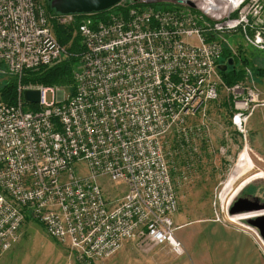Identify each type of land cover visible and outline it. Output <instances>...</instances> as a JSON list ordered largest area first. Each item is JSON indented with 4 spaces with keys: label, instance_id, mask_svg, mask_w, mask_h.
Masks as SVG:
<instances>
[{
    "label": "built area",
    "instance_id": "1",
    "mask_svg": "<svg viewBox=\"0 0 264 264\" xmlns=\"http://www.w3.org/2000/svg\"><path fill=\"white\" fill-rule=\"evenodd\" d=\"M107 10L104 19L49 16L36 0H0V63L19 80L66 53L51 18L80 19L84 45L72 94L20 83L15 103L0 98V257L27 216L76 254L74 264H100L134 237L144 251L169 246L183 254L171 157H182L185 180L204 162L207 136L192 120L207 115L222 86L234 93L239 132L264 105L259 93L241 96L227 86L218 67L228 62L221 61L225 50L238 56L239 39L264 51V0H121ZM28 89L41 91L38 103L25 101ZM171 133L177 141L166 148ZM99 177L121 193L109 197ZM246 228L264 257V238Z\"/></svg>",
    "mask_w": 264,
    "mask_h": 264
},
{
    "label": "rangeland",
    "instance_id": "2",
    "mask_svg": "<svg viewBox=\"0 0 264 264\" xmlns=\"http://www.w3.org/2000/svg\"><path fill=\"white\" fill-rule=\"evenodd\" d=\"M37 3L49 15L46 2L37 0ZM235 44L239 46V49L244 50V56L249 60V63L244 66L245 75L241 81L233 85L224 83L229 87L236 86V89L238 87L237 93H241V96L247 95L248 91L259 93L258 99L261 102L264 100V75H258L257 69L259 67L264 68V51L245 44L241 39L235 41ZM247 69H250L249 76ZM9 76L14 75L10 74L0 63V88L7 82ZM17 80L18 90L22 79L19 80L17 77ZM239 86L243 90L239 89ZM53 87L60 89L62 93L70 94V91L63 86ZM219 91V97L207 103L205 107L207 115L204 116L202 112L192 120V124H199L204 127L207 136L206 140L200 143V150L204 152V162L200 166L203 170L196 171L192 176L189 175L186 180L182 179L179 172L184 169L182 157L179 153L171 157V160L174 161V164H171L172 174L179 181L176 183L179 208L174 217V224L175 227L178 225L180 228H176L175 234L184 246V253L179 255L173 252L169 246H160L151 251H144L140 247L139 238L134 237L126 241L121 249L100 264H201L203 260H201L200 253L197 251H195L196 254L193 253V249L191 250L185 241L177 235L178 233L179 235H187L185 237L186 240L188 239L187 241L200 238L198 231L192 233L196 225L191 223L184 227L190 221L214 220L250 232L244 225L247 224L244 220H239L243 224L237 220H232L231 217L234 215L231 213V209L237 197L243 192H250L253 197L258 196L260 199H264V177L244 185L227 208L224 206L225 202H222L220 194L233 177L239 158L245 148H248L253 166L235 178L230 191H227L229 193L226 200L231 196L232 190L237 189L249 175L255 172H264V117L259 110L263 105L254 109L246 123V133L244 134L239 132L233 123V91L228 90L225 86H222ZM17 99L18 94L16 101ZM47 100H53L51 92L47 93ZM224 101H229L231 112L224 105ZM24 109L34 110L32 104L28 103H25ZM172 137L177 141L175 135L171 133L166 148L173 147L171 145L174 142ZM79 165L81 173L86 174L88 169L81 163ZM99 182L105 186V191L109 197L121 193L118 191L121 189V185L116 187V184L109 178L99 177ZM194 249L200 250L199 247ZM5 254L11 255L14 264H74L76 255L67 246L50 237L43 225L34 220L24 223L18 239Z\"/></svg>",
    "mask_w": 264,
    "mask_h": 264
},
{
    "label": "trees",
    "instance_id": "3",
    "mask_svg": "<svg viewBox=\"0 0 264 264\" xmlns=\"http://www.w3.org/2000/svg\"><path fill=\"white\" fill-rule=\"evenodd\" d=\"M44 1L46 2L47 9L50 13L56 12L55 9L51 7V0ZM107 11L108 10L93 12L90 13V15H94L95 18L104 19ZM50 22L55 37L57 38L59 43L64 46V48L66 49V53L58 62L53 65L42 66L34 70H26L22 76L21 82L24 85L63 86L70 91V94H72L75 91L74 73L80 65V56L84 50L82 38L78 31L80 19H77L74 23L71 24H60L53 18L50 19ZM232 55L233 54L230 51L225 50L221 61L225 63L226 60ZM244 55V50L241 49L238 56H234V65L229 66L225 71L220 70L222 80L226 84L233 85L244 78V66L249 63V60ZM257 73L260 76L264 75V68L259 67L257 69ZM17 85V76H9L7 82H5V84L0 88V98L7 103H15L18 94ZM224 105L231 112L229 101H224ZM32 106L35 110L39 109L38 105L32 104ZM200 166L197 167L196 171L203 170V168ZM32 220L33 219L30 216H27L26 221Z\"/></svg>",
    "mask_w": 264,
    "mask_h": 264
},
{
    "label": "crops",
    "instance_id": "4",
    "mask_svg": "<svg viewBox=\"0 0 264 264\" xmlns=\"http://www.w3.org/2000/svg\"><path fill=\"white\" fill-rule=\"evenodd\" d=\"M259 110L264 117V105ZM191 223L196 225L192 233L198 231L200 238L187 241V235H177L193 249V253H200L203 260L201 264H264V257L249 231L214 220L190 221L184 227ZM176 226L177 229L180 228ZM198 247L200 250L194 249ZM11 263L14 264L11 255L4 254L0 257V264Z\"/></svg>",
    "mask_w": 264,
    "mask_h": 264
},
{
    "label": "water",
    "instance_id": "5",
    "mask_svg": "<svg viewBox=\"0 0 264 264\" xmlns=\"http://www.w3.org/2000/svg\"><path fill=\"white\" fill-rule=\"evenodd\" d=\"M121 0H51V7L59 13H91L107 10L115 6ZM167 1V0H165ZM193 6V3H190ZM235 58L231 57L225 64H219L220 70L225 71L229 66L234 65ZM24 99L26 102L38 103L41 98L39 89L25 90ZM258 197L239 198L235 201L231 213L233 215L242 214L240 220H244L246 226L256 228L264 238V203H260ZM240 222L239 220H237ZM240 224H243L240 222Z\"/></svg>",
    "mask_w": 264,
    "mask_h": 264
},
{
    "label": "bare ground",
    "instance_id": "6",
    "mask_svg": "<svg viewBox=\"0 0 264 264\" xmlns=\"http://www.w3.org/2000/svg\"><path fill=\"white\" fill-rule=\"evenodd\" d=\"M252 166H253V162H252V159L250 157L248 148H245V150L242 152V154L239 158V161H238V164L235 168L233 177L230 179V182L225 185L223 192L221 194V200L223 203L225 202L224 206H226V208L229 206V204L231 203L233 198L239 193V190L243 189L244 185H246L247 183H249L252 180H256V179L264 177L263 171L252 173L240 184V186L237 189L232 190L231 196L226 200L228 193H229V192L227 193V191H230V187L232 186V183L234 182L235 178H237L241 173L252 168ZM240 217H242V214H236V215L232 216L231 218L234 221V220H240Z\"/></svg>",
    "mask_w": 264,
    "mask_h": 264
},
{
    "label": "flooded vegetation",
    "instance_id": "7",
    "mask_svg": "<svg viewBox=\"0 0 264 264\" xmlns=\"http://www.w3.org/2000/svg\"><path fill=\"white\" fill-rule=\"evenodd\" d=\"M256 197H258V196H256ZM239 198H250V199H253V198H255V197H253L252 193H250V192H243L242 194H240V195L237 197V199H239ZM256 199H258V201H259L260 203H264V199H260L259 197L256 198Z\"/></svg>",
    "mask_w": 264,
    "mask_h": 264
}]
</instances>
